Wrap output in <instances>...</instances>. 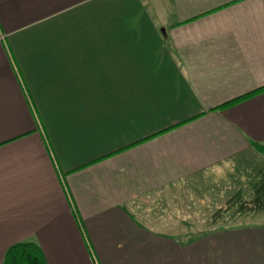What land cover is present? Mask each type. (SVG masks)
<instances>
[{
	"label": "crops",
	"instance_id": "obj_1",
	"mask_svg": "<svg viewBox=\"0 0 264 264\" xmlns=\"http://www.w3.org/2000/svg\"><path fill=\"white\" fill-rule=\"evenodd\" d=\"M263 89L264 0H0V264H264V226L187 240L141 207L261 172L264 92L223 107Z\"/></svg>",
	"mask_w": 264,
	"mask_h": 264
},
{
	"label": "rangeland",
	"instance_id": "obj_2",
	"mask_svg": "<svg viewBox=\"0 0 264 264\" xmlns=\"http://www.w3.org/2000/svg\"><path fill=\"white\" fill-rule=\"evenodd\" d=\"M247 158L251 161L255 159V165L264 170V155L255 151L253 156ZM248 165L244 163L241 168ZM255 179L256 176L252 177L249 171L244 172L235 164H230L179 185L177 193L161 195L155 198V204H142L141 207L149 210L147 214L165 220L159 229L180 233L187 240L214 230L244 225L264 226V212L255 211L252 203ZM241 204L246 210L242 213Z\"/></svg>",
	"mask_w": 264,
	"mask_h": 264
},
{
	"label": "trees",
	"instance_id": "obj_3",
	"mask_svg": "<svg viewBox=\"0 0 264 264\" xmlns=\"http://www.w3.org/2000/svg\"><path fill=\"white\" fill-rule=\"evenodd\" d=\"M264 92L263 90H260L259 92H256L255 94H251L250 96H247L245 98H242L236 102H233L223 108H227L233 105L238 104L239 102H242L243 100L250 99L252 97H255L256 95ZM255 151L260 153L261 155H264V144H252ZM255 183L253 184V205L255 208V211L257 212H264V170L261 172H258L256 174ZM238 199H241V196H238ZM240 211L245 212V208L243 204H241ZM220 212L217 214L219 216ZM3 264H48L46 256L44 255V252L38 246L36 243H20L13 247H11L8 252L6 253L4 263Z\"/></svg>",
	"mask_w": 264,
	"mask_h": 264
}]
</instances>
